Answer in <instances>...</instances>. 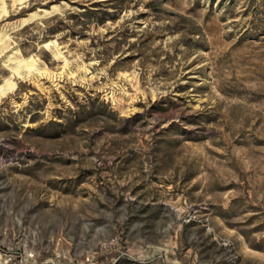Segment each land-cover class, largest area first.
<instances>
[{"label": "rangeland", "instance_id": "374dc122", "mask_svg": "<svg viewBox=\"0 0 264 264\" xmlns=\"http://www.w3.org/2000/svg\"><path fill=\"white\" fill-rule=\"evenodd\" d=\"M0 264H264V0H0Z\"/></svg>", "mask_w": 264, "mask_h": 264}, {"label": "bare ground", "instance_id": "6f19581e", "mask_svg": "<svg viewBox=\"0 0 264 264\" xmlns=\"http://www.w3.org/2000/svg\"><path fill=\"white\" fill-rule=\"evenodd\" d=\"M29 68H30V69L33 68V61H30V62H29Z\"/></svg>", "mask_w": 264, "mask_h": 264}]
</instances>
